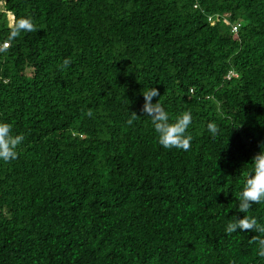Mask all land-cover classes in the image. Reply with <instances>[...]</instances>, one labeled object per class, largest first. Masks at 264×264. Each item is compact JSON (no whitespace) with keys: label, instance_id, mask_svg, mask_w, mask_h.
<instances>
[{"label":"trees","instance_id":"obj_1","mask_svg":"<svg viewBox=\"0 0 264 264\" xmlns=\"http://www.w3.org/2000/svg\"><path fill=\"white\" fill-rule=\"evenodd\" d=\"M152 87L189 151L159 144ZM0 122L24 136L0 264H264L225 231L264 142V0H0Z\"/></svg>","mask_w":264,"mask_h":264},{"label":"clouds","instance_id":"obj_2","mask_svg":"<svg viewBox=\"0 0 264 264\" xmlns=\"http://www.w3.org/2000/svg\"><path fill=\"white\" fill-rule=\"evenodd\" d=\"M234 31L235 27L232 28ZM21 30H34L31 21L22 20L17 24L13 35H18ZM71 58L63 60L62 68L70 67ZM142 95L146 100L142 111L151 119V123L158 136V142L166 149H180L189 151L191 148L192 136L187 133L192 123V114L190 110L180 113L174 121H170L168 112L162 103H152L154 97L160 95L154 87L143 89ZM91 114V113H89ZM140 117L131 112V118L127 121L129 125ZM209 132L215 136L219 133V128L215 122L207 125ZM24 140L23 134H14L13 125L6 122H0V161L11 162L18 158V147ZM260 152L253 156L251 174L246 178L242 191L239 193V212L244 213L243 218L232 217L229 219L225 231L231 235L237 233V230H250L257 233L251 238L250 243L255 244L258 255L264 258V224L258 223L255 217L247 215L254 204L264 203V142L260 145ZM230 178V177H229Z\"/></svg>","mask_w":264,"mask_h":264},{"label":"rangeland","instance_id":"obj_3","mask_svg":"<svg viewBox=\"0 0 264 264\" xmlns=\"http://www.w3.org/2000/svg\"><path fill=\"white\" fill-rule=\"evenodd\" d=\"M8 19L11 21L12 20V17L11 16H8Z\"/></svg>","mask_w":264,"mask_h":264},{"label":"built area","instance_id":"obj_4","mask_svg":"<svg viewBox=\"0 0 264 264\" xmlns=\"http://www.w3.org/2000/svg\"><path fill=\"white\" fill-rule=\"evenodd\" d=\"M4 46H6V44H4Z\"/></svg>","mask_w":264,"mask_h":264}]
</instances>
